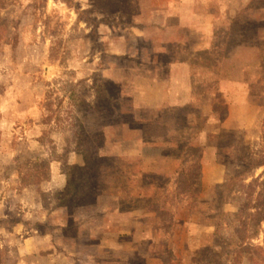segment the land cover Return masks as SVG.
Returning a JSON list of instances; mask_svg holds the SVG:
<instances>
[{"label":"rangeland","instance_id":"374dc122","mask_svg":"<svg viewBox=\"0 0 264 264\" xmlns=\"http://www.w3.org/2000/svg\"><path fill=\"white\" fill-rule=\"evenodd\" d=\"M236 3L222 14L216 49L196 61L194 82L200 93L207 87L222 119L230 110L216 86L245 80L239 95L251 112L242 107L239 117L250 122L208 140L229 169L222 186H200L202 149L182 143L190 167L184 164L183 184L168 193L196 196L197 223L214 233L204 237L198 228V248L184 254L179 246L193 243L175 236L176 250L165 255L173 264H264V0ZM129 7L125 0H0V264H50L46 255L61 264V247L78 232L74 217L96 190L124 180L125 171H114L123 157L102 159L96 151L109 127L124 138L125 123L139 125L132 121L141 110L130 107L131 87L125 91L124 79L104 75L113 65L134 64L126 53L109 52L108 41L111 28L124 40ZM225 53L238 55L223 60ZM82 157L88 166H77ZM188 178L195 186L185 184Z\"/></svg>","mask_w":264,"mask_h":264},{"label":"crops","instance_id":"0c3cea01","mask_svg":"<svg viewBox=\"0 0 264 264\" xmlns=\"http://www.w3.org/2000/svg\"><path fill=\"white\" fill-rule=\"evenodd\" d=\"M125 1L130 5L131 18L124 25V40L109 26V52L115 49V53H126L134 64L113 65L104 69V75L117 82L124 79L125 91L131 87L130 107L141 110L132 121L139 125L126 127L125 123L124 138L114 136L111 127L106 130L104 146L96 156H122L125 164L114 167V171H125L124 180L115 178L108 188L104 185L96 190L92 203L77 213L74 219L78 232L71 243L67 242L70 247H61V264H173L165 255L176 250L172 244L175 236H187L194 246L181 245L178 252L197 249V229L205 237L214 233L212 226L198 225V212L191 202L196 196L168 193L169 188L183 184L182 170L185 165L190 167V158L185 164L183 157L190 154L189 146L184 150L182 143L189 140L191 146L200 145L202 149L200 186H222L229 169L221 161L219 149L208 140L221 128L242 129L250 122L246 116L239 117L242 107L247 114L251 112L252 104L239 95L246 93L245 80L225 81L232 85L229 87L216 86L230 110L222 119L213 110L207 87L200 93L194 82L199 72L196 61L216 49L222 14L237 0ZM139 42L142 45H136ZM121 43L130 47L118 50ZM236 54L225 53L223 60H234ZM120 74L126 77L119 78ZM234 84L239 87L238 93L233 90ZM181 120L183 127L178 125ZM151 124L157 125L156 132L148 129ZM76 164L88 166L84 159ZM100 167L103 169V164ZM185 181L195 186L192 178ZM113 184L122 188L113 189ZM46 256V261L54 264L52 257Z\"/></svg>","mask_w":264,"mask_h":264}]
</instances>
